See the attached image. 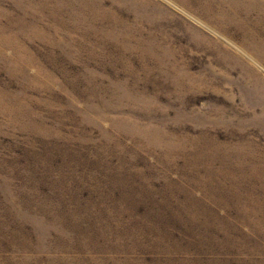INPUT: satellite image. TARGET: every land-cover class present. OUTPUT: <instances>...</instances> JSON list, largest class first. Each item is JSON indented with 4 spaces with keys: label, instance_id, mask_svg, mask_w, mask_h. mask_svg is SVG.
Segmentation results:
<instances>
[{
    "label": "rangeland",
    "instance_id": "374dc122",
    "mask_svg": "<svg viewBox=\"0 0 264 264\" xmlns=\"http://www.w3.org/2000/svg\"><path fill=\"white\" fill-rule=\"evenodd\" d=\"M0 264H264V0H0Z\"/></svg>",
    "mask_w": 264,
    "mask_h": 264
}]
</instances>
